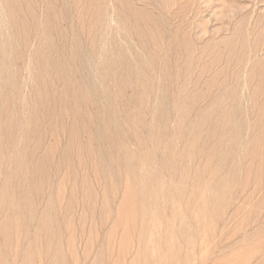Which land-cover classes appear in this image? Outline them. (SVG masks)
Returning <instances> with one entry per match:
<instances>
[{
    "label": "rangeland",
    "instance_id": "rangeland-1",
    "mask_svg": "<svg viewBox=\"0 0 264 264\" xmlns=\"http://www.w3.org/2000/svg\"><path fill=\"white\" fill-rule=\"evenodd\" d=\"M0 6V264H264V0Z\"/></svg>",
    "mask_w": 264,
    "mask_h": 264
},
{
    "label": "water",
    "instance_id": "water-1",
    "mask_svg": "<svg viewBox=\"0 0 264 264\" xmlns=\"http://www.w3.org/2000/svg\"><path fill=\"white\" fill-rule=\"evenodd\" d=\"M1 9H2V7L0 6V50H4V49H6L5 48V42L7 41L6 36L8 33V28H7L6 20L4 18V15H3ZM0 61H2L1 58H0Z\"/></svg>",
    "mask_w": 264,
    "mask_h": 264
},
{
    "label": "bare ground",
    "instance_id": "bare-ground-1",
    "mask_svg": "<svg viewBox=\"0 0 264 264\" xmlns=\"http://www.w3.org/2000/svg\"><path fill=\"white\" fill-rule=\"evenodd\" d=\"M239 1V0H238ZM183 3V2H182ZM237 3V2H236ZM140 6V5H139ZM193 9V8H192ZM137 13H139V12H137ZM142 13V12H141ZM141 13H139L138 15H141ZM148 13V12H147ZM144 14V13H143ZM147 15V14H146ZM145 16V15H144ZM148 16V15H147ZM218 25V24H217ZM142 44V43H141ZM153 51V50H152ZM72 53V52H71ZM139 56V55H138ZM165 80V79H164ZM72 93V92H71ZM76 101V100H75ZM77 103V102H76ZM145 169V168H144ZM145 180V179H144ZM127 181V180H126ZM129 186H130V184H129ZM132 187V186H131ZM145 187H146V185H145ZM134 189V188H133ZM147 190V189H146ZM145 190V191H146ZM128 191H129V189H128ZM129 193V192H128ZM134 192H132V194H133ZM128 198V197H127ZM127 209V208H126ZM45 210V209H44ZM130 212V211H129ZM131 212H132V210H131ZM16 214V213H15ZM127 214H128V211H127ZM131 215H132V213H131ZM134 215H136V214H134ZM133 215V216H134ZM17 217V216H16ZM18 218V217H17ZM44 221V220H43ZM6 224V223H5ZM47 228H48V226H47ZM8 230V229H7ZM49 231V230H48ZM133 234V233H132ZM32 250V249H31ZM34 250V249H33ZM52 250V249H51ZM55 250V249H54ZM35 251V250H34ZM57 253V252H56ZM53 257V256H52ZM57 257V256H56ZM54 258V257H53ZM59 258V257H58ZM62 258V257H61ZM60 258V259H61ZM140 258V257H139ZM55 259V258H54ZM57 259V258H56ZM142 259V258H141ZM63 260V259H62ZM57 261V260H56ZM146 261H148V260H146ZM49 262H52V261H49ZM64 262V261H63ZM163 263H164V259H163ZM169 263V262H168ZM52 264V263H51Z\"/></svg>",
    "mask_w": 264,
    "mask_h": 264
}]
</instances>
